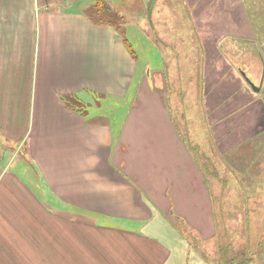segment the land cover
I'll use <instances>...</instances> for the list:
<instances>
[{"label": "crops", "instance_id": "1", "mask_svg": "<svg viewBox=\"0 0 264 264\" xmlns=\"http://www.w3.org/2000/svg\"><path fill=\"white\" fill-rule=\"evenodd\" d=\"M131 1L0 0V264H208L170 230L216 237L208 176L127 36L93 20L127 23Z\"/></svg>", "mask_w": 264, "mask_h": 264}, {"label": "rangeland", "instance_id": "2", "mask_svg": "<svg viewBox=\"0 0 264 264\" xmlns=\"http://www.w3.org/2000/svg\"><path fill=\"white\" fill-rule=\"evenodd\" d=\"M150 1L132 0L117 25L208 176L217 235L202 242L180 218L170 230L224 264L264 241V0ZM194 254L184 262L203 264Z\"/></svg>", "mask_w": 264, "mask_h": 264}, {"label": "trees", "instance_id": "3", "mask_svg": "<svg viewBox=\"0 0 264 264\" xmlns=\"http://www.w3.org/2000/svg\"><path fill=\"white\" fill-rule=\"evenodd\" d=\"M95 12L93 14V20H95L96 22H113L116 23L119 21H123V17H119L117 15V13H115L113 10H111L110 8H108L107 6H105L103 3H99L96 7H95ZM246 248L247 247H243L241 249V251L239 252H233V256L230 259H226L224 258L223 260H225L224 264H245L247 261V257H246ZM231 249L229 248V250L227 251L228 255L230 253ZM235 253V254H234ZM223 258V257H222Z\"/></svg>", "mask_w": 264, "mask_h": 264}, {"label": "water", "instance_id": "4", "mask_svg": "<svg viewBox=\"0 0 264 264\" xmlns=\"http://www.w3.org/2000/svg\"><path fill=\"white\" fill-rule=\"evenodd\" d=\"M246 79L248 80L249 84L253 87V89H254L255 91H259V88H257V87L255 86V84H254L250 79H248L247 77H246Z\"/></svg>", "mask_w": 264, "mask_h": 264}]
</instances>
